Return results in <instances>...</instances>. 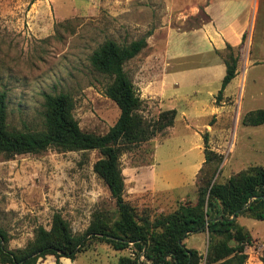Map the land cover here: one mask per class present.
<instances>
[{
    "label": "rangeland",
    "instance_id": "374dc122",
    "mask_svg": "<svg viewBox=\"0 0 264 264\" xmlns=\"http://www.w3.org/2000/svg\"><path fill=\"white\" fill-rule=\"evenodd\" d=\"M182 12L146 0H0V94L6 97L8 128L41 130L43 95L66 94L72 99V114L80 129L97 136L106 134L118 119L119 109L105 96L109 79L92 68L90 55L106 40L125 45L144 37L148 31L132 25L133 20L140 23L150 19L152 29L165 14L181 19ZM203 18L202 13L188 17L183 28L195 26ZM125 70L133 80L128 64ZM232 101V110L215 111L190 128L179 121L173 131L166 128L146 142L121 148L123 196L138 214L144 211L154 218L184 203L194 205L211 185L225 183L251 167L264 168V125H244V116L235 107L237 95ZM149 107L142 101L138 113L147 121H156L158 114ZM198 135L202 147L203 137L207 138L212 160L198 171L194 184L179 194L142 191L139 196L132 195L130 169L154 164L156 173L173 171L204 158L203 149L194 147L200 144ZM100 157L98 150L54 148L37 155L0 154V229L7 237L6 249L16 251L30 245L39 227L50 230L55 213L62 216L75 236L83 235L98 215L112 224L118 217L117 208L106 185L93 172ZM237 223L251 239L244 246L245 264H263L264 220H253L246 214L238 217ZM204 239L203 251L207 249ZM193 241V237L188 238V245ZM229 243L236 245L233 240ZM86 249L71 263L118 264V257L129 254L94 239ZM65 259L60 258L59 264ZM37 264H56V259L46 256Z\"/></svg>",
    "mask_w": 264,
    "mask_h": 264
},
{
    "label": "trees",
    "instance_id": "16d2710c",
    "mask_svg": "<svg viewBox=\"0 0 264 264\" xmlns=\"http://www.w3.org/2000/svg\"><path fill=\"white\" fill-rule=\"evenodd\" d=\"M146 35L120 45L106 40L89 57L92 68L109 81L104 94L119 109V117L104 135L83 132L75 120L72 99L66 94H44L43 128L20 131L7 126V103L0 94V154L6 157L37 155L47 149L60 151L98 150L101 157L94 163L93 172L106 185L117 208L118 217L112 223L95 216L85 233L75 236L68 223L58 213L51 219L49 231L39 227L30 245L16 251L6 249V234L0 229V264H37L39 259L54 256L75 261L87 251L89 240L109 245L115 251H127L132 244L134 258L122 256L118 264H245L244 246L251 241L249 234L238 225L240 216L264 220V168L251 167L228 178L225 183L213 184L196 204L184 203L166 215L151 218L124 199V180L119 168V156L124 146L152 139L174 124L176 112L164 111L156 121L145 120L138 111L142 101L125 71L126 63L146 47ZM224 59L226 74L217 94L236 76L238 56L227 47ZM242 123L247 126L264 124V110L249 112ZM204 141L203 167L210 162L207 138ZM197 233L207 234L205 254L188 249L184 240ZM233 240L236 245L229 246ZM142 255L143 260L139 261ZM264 264V257L262 258Z\"/></svg>",
    "mask_w": 264,
    "mask_h": 264
},
{
    "label": "crops",
    "instance_id": "0c3cea01",
    "mask_svg": "<svg viewBox=\"0 0 264 264\" xmlns=\"http://www.w3.org/2000/svg\"><path fill=\"white\" fill-rule=\"evenodd\" d=\"M146 1L164 3L169 11L183 9L181 19L165 14L161 23L152 29L154 23L150 19L140 23L133 20L132 25L141 26L150 34L146 37V47L126 63L131 69V81L141 101L149 104L156 114L170 110L176 112L169 131H173L179 121L190 128L200 118L215 111L223 113L232 110V99L236 95L238 114L244 116L249 112L264 110V0ZM199 13L204 18L197 25L183 28L188 17L194 18ZM228 46L238 56L236 76L217 99L226 74L224 59ZM198 138L200 144L194 147L200 151L203 149L204 155L202 137L198 135ZM204 161L202 158L195 163L187 162L181 169L161 170L159 173H156L154 164L130 169L129 176L134 181L132 195L139 196L142 191L179 194L188 185L194 184L195 175ZM190 237L194 241L189 246ZM204 237L207 238L206 233L193 234L184 240V244L188 249L205 254L206 249L202 250ZM72 263L70 260L63 262Z\"/></svg>",
    "mask_w": 264,
    "mask_h": 264
},
{
    "label": "built area",
    "instance_id": "2783aa9c",
    "mask_svg": "<svg viewBox=\"0 0 264 264\" xmlns=\"http://www.w3.org/2000/svg\"><path fill=\"white\" fill-rule=\"evenodd\" d=\"M128 251H129V256L131 257V258H134L135 256H134V253H133V251H132V244H129V249H128ZM143 260V257H142V255L139 257V261H142Z\"/></svg>",
    "mask_w": 264,
    "mask_h": 264
},
{
    "label": "water",
    "instance_id": "95a60500",
    "mask_svg": "<svg viewBox=\"0 0 264 264\" xmlns=\"http://www.w3.org/2000/svg\"><path fill=\"white\" fill-rule=\"evenodd\" d=\"M229 246H231V244L229 243Z\"/></svg>",
    "mask_w": 264,
    "mask_h": 264
}]
</instances>
